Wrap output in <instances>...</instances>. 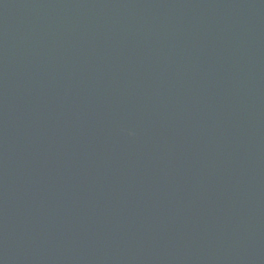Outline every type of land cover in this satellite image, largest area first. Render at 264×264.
<instances>
[{"label":"water","instance_id":"95a60500","mask_svg":"<svg viewBox=\"0 0 264 264\" xmlns=\"http://www.w3.org/2000/svg\"><path fill=\"white\" fill-rule=\"evenodd\" d=\"M0 264H264V0H0Z\"/></svg>","mask_w":264,"mask_h":264}]
</instances>
